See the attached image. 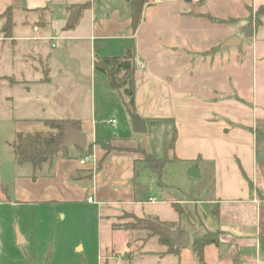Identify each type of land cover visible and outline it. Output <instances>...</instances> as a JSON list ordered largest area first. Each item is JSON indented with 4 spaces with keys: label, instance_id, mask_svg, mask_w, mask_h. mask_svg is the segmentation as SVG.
Here are the masks:
<instances>
[{
    "label": "crops",
    "instance_id": "0c3cea01",
    "mask_svg": "<svg viewBox=\"0 0 264 264\" xmlns=\"http://www.w3.org/2000/svg\"><path fill=\"white\" fill-rule=\"evenodd\" d=\"M6 2L7 6L12 3ZM84 2L90 5L77 25L63 30L65 7ZM15 4L34 22L29 24L30 34L16 37L13 23L10 36L5 37L2 20L0 42L7 41L15 49L19 65L5 68L8 72L1 70L5 74L0 80L27 92L31 86H44L46 94L52 91L57 110L40 114L39 104L23 106L14 119V134L48 131L44 120L51 118L72 120L83 133L77 102L85 83L82 73L92 76L94 111L93 78L102 73L94 67L95 57L122 56L132 49L135 114L145 120L146 128L167 126L169 138L175 130L169 163L180 165L169 183L149 167L136 169L134 162L143 152L152 154L145 138L131 141L134 146H122L127 145L124 139L130 144L122 130L114 137L105 134L109 135L106 140L115 142L106 152L101 146L106 140L96 126L91 139L85 135L84 148L74 145L78 158H71L67 147V155H58L37 170L41 176L17 178L23 188L16 195L27 199L21 202L72 208L85 200L96 205V264H202L190 244L206 231L219 235L217 244L204 247L203 264H264L259 242L264 235V14L250 38L243 30L249 8L255 11L264 0H147L135 31L127 0H21ZM44 7L49 10L42 17L32 10ZM221 19L230 22H218ZM21 24L25 26V21ZM232 35L241 39L240 45L221 49ZM55 72L59 74L52 80ZM14 73H20L19 78ZM107 119L103 124L109 126ZM88 143H92L90 154ZM115 153L117 167L99 171L100 158ZM84 155L90 158L80 164ZM191 167L199 176L205 169L211 174L210 188L206 183L195 188L186 182L184 176ZM146 170L154 176L146 183L147 192L139 193L137 183L132 188L124 176ZM87 177L95 181L89 189L83 184ZM189 184L194 195L187 197L183 189ZM174 204L182 208V214ZM147 216L187 230L190 244L166 253V246L144 229L113 228ZM136 232L141 233L133 237ZM19 239L25 243L26 236ZM78 244L84 249L78 241L74 246Z\"/></svg>",
    "mask_w": 264,
    "mask_h": 264
},
{
    "label": "rangeland",
    "instance_id": "374dc122",
    "mask_svg": "<svg viewBox=\"0 0 264 264\" xmlns=\"http://www.w3.org/2000/svg\"><path fill=\"white\" fill-rule=\"evenodd\" d=\"M6 1L9 0H0V24L3 19L5 20L4 15L7 14L5 7L9 2ZM10 5L16 37L22 36L21 33L25 36L27 33L30 34L29 24L34 22V17L26 14L27 12L20 5H14V3ZM23 21H25V26L21 24ZM17 43H20V40L17 39ZM14 53L15 49L12 50L7 41L0 42V76L5 74L1 73V70L8 72L10 69L7 71L5 68H13V66L16 68L19 65L17 62L19 57H17V53ZM14 74L19 78L18 74L20 75V73ZM58 74L55 72L52 80L57 79ZM23 75L27 76V73H23ZM94 75V111L91 92L92 76L90 73H82L85 83L81 87V92L77 98L80 105L78 112L83 128H85L83 133L86 137L88 139L93 137L92 132L96 126L99 127L100 134H103L101 136L105 140L107 138L105 136H109L105 134L110 133L111 137H114L117 131L122 130L121 132L126 134L125 137L128 136V139H130V144L129 140L124 139L122 142H126L127 145L122 146H134L136 144L131 141L137 143L139 139L141 141V137H144L154 157L165 158L167 155L170 157L169 152L166 153L165 151V143L169 139L167 126L165 127L162 124L151 126L149 124L146 132H134L124 105L125 96L121 93L120 88L113 89L106 74L95 73ZM43 87L31 86L27 92L20 85L17 86L0 80V264H96V205L88 204L85 200L72 208H69L68 204L42 203V205H37L21 202L27 199L16 195L17 191L23 188L21 182L17 183V178H31L33 175L37 177L41 175L37 171H34L32 175L30 164L19 165L14 161L9 145L16 131L14 119L17 115H20L19 110L27 104H39V112L45 111V113L53 114L57 110L52 99V91L49 90V94H46ZM32 112L35 113L36 111ZM111 117L116 119L117 124L115 126L104 125L103 121ZM142 141H144L143 138ZM103 145V147L110 149L115 147V142L106 140ZM66 147H68L71 158L80 156L73 144ZM118 164L119 159L116 153L104 156L98 161V170L107 173L108 169L112 170ZM134 165L136 169L137 167H148L149 163H147L145 154H141ZM179 166V164L169 162L165 164L161 172V180L169 183ZM95 171L97 170L95 169ZM203 173V176L188 175L184 176V179H186V182L193 183L195 188H200L205 183L210 188L211 174L208 171L206 173V169ZM126 175L124 178L132 188L137 183L136 190L139 193L147 192L148 186L146 183L151 181L150 176H154L149 170L136 174V176L135 174ZM119 180H123V178ZM93 182L95 183L94 180L87 177L83 184L89 189ZM191 191L192 185L190 184L183 189L187 197H189V194L194 195V192L191 193ZM206 192L210 193V190ZM70 210L71 213H69ZM222 221L224 223L225 218ZM140 233H134L133 237ZM22 234L26 236L25 243L18 241V235ZM119 235L117 234V236ZM77 241L84 245V249L79 248L80 244L74 246Z\"/></svg>",
    "mask_w": 264,
    "mask_h": 264
},
{
    "label": "trees",
    "instance_id": "16d2710c",
    "mask_svg": "<svg viewBox=\"0 0 264 264\" xmlns=\"http://www.w3.org/2000/svg\"><path fill=\"white\" fill-rule=\"evenodd\" d=\"M12 3H19L21 0H11ZM130 9L131 18V28L133 31L136 30L138 24L141 21L142 9L147 0H127ZM90 2H84L80 4H70L65 7L66 19L63 26V30L73 29L83 11L88 8ZM11 5L7 6V14L4 15V24L1 27L5 37H9L12 27V15L10 11ZM35 13L42 17L41 13H45L49 10L48 7L42 9L35 8L32 9ZM264 14V5L259 6L255 11L249 8V15L246 18V23L243 27L244 35L248 39L251 37L252 28L254 25L259 23L260 16ZM252 18V20H251ZM42 22H45L44 19ZM218 22H230V20H218ZM94 67L106 74L108 77L113 75L117 82L121 83L120 91L125 96L124 105L127 111L135 113L134 106V73L136 71L134 54L132 49H126L122 56H97L94 59ZM45 125L48 126L50 130L48 131H34V132H16L9 142L12 150L14 161L19 164H30L33 171H37L43 164L50 163L53 158L58 155H67V147H62L61 143L65 139V123L71 124L74 129H77L75 122L72 120H64L62 118H51L44 120ZM176 138V132L173 130L170 138L165 143V150H172L174 146V141ZM103 142L101 146L103 147ZM80 148V147H79ZM106 152L109 149L103 147ZM86 150L90 154L92 151V143L86 145ZM147 158L148 167L158 176H161L162 169L166 163L171 161L173 158H156L150 153L143 152ZM34 176V175H33ZM176 210L182 214L183 210L177 204H174ZM134 221L130 223H125L121 225H113V228H126V229H144L148 231V235L156 236L157 241L160 245L166 246V253H174L179 247H176L173 241L169 238V232L173 230V227L169 223L160 222L157 219L147 216L143 218H134ZM217 231L209 232L206 231L200 236H196L191 241V249L196 259L200 263H204L203 259V249L207 244H217L218 243ZM260 247L264 249V235L259 238Z\"/></svg>",
    "mask_w": 264,
    "mask_h": 264
},
{
    "label": "water",
    "instance_id": "95a60500",
    "mask_svg": "<svg viewBox=\"0 0 264 264\" xmlns=\"http://www.w3.org/2000/svg\"><path fill=\"white\" fill-rule=\"evenodd\" d=\"M240 43L241 39H239L235 35H232L225 39V41H223V43L220 45V48L227 49L230 47H238ZM110 83L113 89H118L121 87V83L117 82L113 75H110ZM127 113L129 115L133 131L136 133L146 132L147 128L145 120L142 119L139 115L131 113L130 111H127ZM72 144L84 148L85 134L74 129L71 124L65 123V139L61 143V146L65 147ZM188 174L195 177L199 176L196 167H191L188 171ZM169 238L174 242V245L176 247L188 246L190 244L189 232L184 229L171 230L169 232ZM18 240H20L19 235Z\"/></svg>",
    "mask_w": 264,
    "mask_h": 264
},
{
    "label": "built area",
    "instance_id": "2783aa9c",
    "mask_svg": "<svg viewBox=\"0 0 264 264\" xmlns=\"http://www.w3.org/2000/svg\"><path fill=\"white\" fill-rule=\"evenodd\" d=\"M34 29L36 30V26H35ZM137 66H138L139 68H143V67H144V64H143L142 62H137ZM105 123H106V124H110V125H112V126H115V125L117 124V121H116L115 118H109V119L106 120ZM89 158H90L89 155L83 157V158L79 161L80 164H84L86 161H88ZM150 200H154V199L151 198ZM87 201H89V202L92 201V198H91V197H88V198H87ZM263 259H264V256H263Z\"/></svg>",
    "mask_w": 264,
    "mask_h": 264
}]
</instances>
